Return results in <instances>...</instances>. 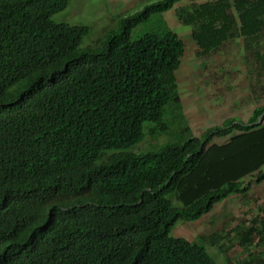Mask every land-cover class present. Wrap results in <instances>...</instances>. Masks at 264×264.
<instances>
[{
    "label": "trees",
    "instance_id": "trees-1",
    "mask_svg": "<svg viewBox=\"0 0 264 264\" xmlns=\"http://www.w3.org/2000/svg\"><path fill=\"white\" fill-rule=\"evenodd\" d=\"M181 1H150L82 46L88 26L51 19L69 0H0V264H218L172 231L264 179V104L192 133L185 46L164 19ZM185 1L198 54L241 39L261 93L264 0ZM251 224L242 245L264 234V215Z\"/></svg>",
    "mask_w": 264,
    "mask_h": 264
},
{
    "label": "rangeland",
    "instance_id": "rangeland-1",
    "mask_svg": "<svg viewBox=\"0 0 264 264\" xmlns=\"http://www.w3.org/2000/svg\"><path fill=\"white\" fill-rule=\"evenodd\" d=\"M153 0H69L63 10L54 13L55 22L82 24L89 27L88 36L82 46L88 45L91 38L105 28H113L121 15L140 9ZM203 1V0H198ZM185 0L177 2L172 9L164 13V19L184 42L185 51L181 58L176 78L183 105V114L194 135H200L205 129L223 123L227 118L246 121L255 106L264 104V89L261 93L253 92L256 74L251 68L237 60L244 48L241 39H236L231 46L224 45L219 52L199 55L198 47L191 37V28L178 19L176 9ZM231 67H236L239 74L232 79ZM225 73L217 76L219 69ZM227 75L226 81L223 76ZM150 139L141 143L135 150L142 149ZM264 179L252 181L245 196L233 195L214 205L211 211L195 221H179L172 234L182 236L189 241L205 246L218 264H256L254 256H261L264 234L256 231L252 240L242 245L239 234L241 229L251 226L256 215H264ZM252 253V254H251ZM251 254L252 257L249 255Z\"/></svg>",
    "mask_w": 264,
    "mask_h": 264
}]
</instances>
